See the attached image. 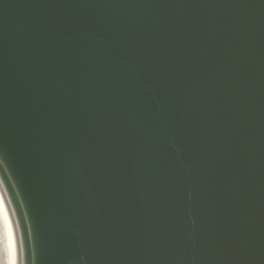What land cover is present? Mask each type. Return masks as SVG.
I'll return each mask as SVG.
<instances>
[{"label":"water","instance_id":"obj_1","mask_svg":"<svg viewBox=\"0 0 264 264\" xmlns=\"http://www.w3.org/2000/svg\"><path fill=\"white\" fill-rule=\"evenodd\" d=\"M0 195L15 264H264V0H0Z\"/></svg>","mask_w":264,"mask_h":264},{"label":"bare ground","instance_id":"obj_2","mask_svg":"<svg viewBox=\"0 0 264 264\" xmlns=\"http://www.w3.org/2000/svg\"><path fill=\"white\" fill-rule=\"evenodd\" d=\"M10 220L0 195V264H15L16 251Z\"/></svg>","mask_w":264,"mask_h":264}]
</instances>
